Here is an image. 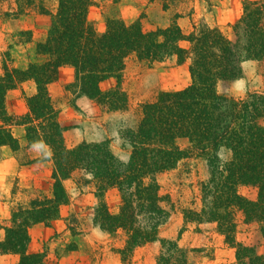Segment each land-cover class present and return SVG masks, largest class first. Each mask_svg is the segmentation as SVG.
I'll return each instance as SVG.
<instances>
[{
  "label": "trees",
  "instance_id": "obj_1",
  "mask_svg": "<svg viewBox=\"0 0 264 264\" xmlns=\"http://www.w3.org/2000/svg\"><path fill=\"white\" fill-rule=\"evenodd\" d=\"M46 1L16 0L18 14L31 10L48 15L50 21L45 38L36 43L40 61L30 62L26 68L9 69L3 64L0 150L9 147L15 152L43 143L51 156L27 158L23 163L51 161V191L12 208L9 224L3 227L0 253L17 254L18 264H42L44 251L28 249L29 229L60 216V208L69 199L63 182L75 171H82V185L93 186L99 199L92 222L110 236H124L123 246L117 248L123 262L131 259L136 247L158 239L156 264H189L186 249L158 238L168 211L157 175L195 157L206 161L209 176L200 183L201 208L185 210L186 220L215 223L224 242L235 249V260L226 264H264L263 254L235 239L236 211H241L246 221L257 222L264 239V89L237 98L217 91L219 81L240 75L243 62L264 58V0L242 2L231 37L204 21L184 32L177 22L178 14L168 25L148 29L139 20L109 17L99 31L88 16L93 0H54V11L45 6ZM177 1L164 3V10ZM129 58L187 64L190 82L181 89L160 91L153 100L141 104L138 125L127 132V160L119 159L107 140L81 141L68 147L65 127L59 122L49 91L60 69L73 70L66 89H72L76 97L84 96L108 111H118L128 106L121 75ZM108 79H113L114 85L102 90L100 84ZM28 81L33 82L35 91L25 97L26 111L9 114L6 92ZM13 127L22 128L24 146ZM242 185L257 188L255 200L238 192ZM111 189L119 197L114 212L104 199Z\"/></svg>",
  "mask_w": 264,
  "mask_h": 264
},
{
  "label": "rangeland",
  "instance_id": "obj_2",
  "mask_svg": "<svg viewBox=\"0 0 264 264\" xmlns=\"http://www.w3.org/2000/svg\"><path fill=\"white\" fill-rule=\"evenodd\" d=\"M168 1L93 0L88 16L100 31L104 29L109 17H119L126 22L139 20L148 29L168 25L178 14L177 22L184 32L190 30L193 24L198 25L204 21L231 37V26L240 16L244 0H178L175 5L164 10L163 4ZM45 6L54 11L56 2L47 0ZM17 11L16 0H0V77L5 72L3 64L9 69L26 68L30 62L41 60L35 52L36 43L38 38H45L49 16L31 10L19 14ZM67 68H61L57 81L49 86L58 109L59 122L65 127V144L73 147L81 141L107 140L111 150L123 161L127 160L129 154L127 132L137 127L141 104L153 100L160 91L181 89L190 82L187 64L178 65L171 59L148 63L129 58L125 61L121 75V87L127 93L128 106L123 110L108 111L84 96H80L75 102L76 96L72 89H66L73 79V70L72 79H68ZM114 83L113 79H108L100 87L106 90ZM262 89L264 58L243 62L237 78L219 81L217 84L220 94L235 98L248 91ZM34 91L31 81L8 90L5 95L7 112L11 115L24 113L25 97ZM13 132L24 146L22 128L13 127ZM30 153L32 155L25 148L15 152L9 147H2L0 150L2 235L3 227L9 224L12 208L51 191V173L48 174L46 166H25V180L20 181L18 178L16 167L27 165L22 163ZM35 154L43 156L44 149ZM5 163H9L12 168ZM81 176H84L82 171H75L65 181L69 199L62 206L60 216L47 225L35 224L29 229V251H44L42 264H156L160 250L158 239L136 247L129 261L123 262L120 259L117 248L123 246L124 236L121 233L110 236L93 224L94 207L99 199L93 186L82 185ZM208 176L206 161L195 157L185 160L176 169L157 175L159 191L166 197L163 204L168 211V218L159 228L158 238L172 240L186 249L189 264H226L235 260V249L224 242L223 236L215 228V223H196L186 220L184 216L185 210L198 211L201 208L200 183ZM238 192L249 200L257 197V188L251 185L239 186ZM104 199L111 211L117 210L119 197L115 190H108ZM68 217L72 218V223ZM235 221L236 241L252 246L259 254L264 255V239L259 231V224L246 221L241 211L235 212ZM68 226H72V229ZM18 259L17 254L0 253V264H18Z\"/></svg>",
  "mask_w": 264,
  "mask_h": 264
},
{
  "label": "crops",
  "instance_id": "obj_3",
  "mask_svg": "<svg viewBox=\"0 0 264 264\" xmlns=\"http://www.w3.org/2000/svg\"><path fill=\"white\" fill-rule=\"evenodd\" d=\"M39 39V41H41V40H43V39H41V38H38ZM68 69V79L70 78V79H72V69L71 68H67ZM81 97H76L75 98V102L78 100V99H80ZM19 128V127H18ZM64 134H65V132H64ZM25 151L26 152H32V155H31V153L30 154H28L29 156H28V159H33V158H36V157H39V155L38 154H35V152H37L38 151V153H40V149L38 150V149H35V148H33V147H30V148H26L25 149ZM18 163V162H17ZM5 164H8L9 166H10V169L12 168V166L9 164V163H5ZM22 164H27V165H21V167H16V170H17V176H18V178L20 179V181H22V179H24L25 180V177H26V174L24 173V167L25 166H27L28 168L29 167H31V166H36V167H38V166H40V165H43V166H46V167H48V174L50 175V173H51V167H52V163H51V161H49V160H43L42 162H40V161H34V162H30V163H22ZM8 165H6V166H8ZM3 166V165H2ZM19 168V169H18ZM9 171V169L7 170V172ZM35 181V180H34ZM66 181V180H65ZM65 181L63 182V183H65ZM64 186H65V184H64ZM62 208V207H61ZM61 208H60V213H61ZM2 236H4V235H2V233L0 232V240H2Z\"/></svg>",
  "mask_w": 264,
  "mask_h": 264
},
{
  "label": "clouds",
  "instance_id": "obj_4",
  "mask_svg": "<svg viewBox=\"0 0 264 264\" xmlns=\"http://www.w3.org/2000/svg\"><path fill=\"white\" fill-rule=\"evenodd\" d=\"M33 148L35 149H44V155L45 156H51V152L46 149V146L43 143H35L33 144Z\"/></svg>",
  "mask_w": 264,
  "mask_h": 264
}]
</instances>
